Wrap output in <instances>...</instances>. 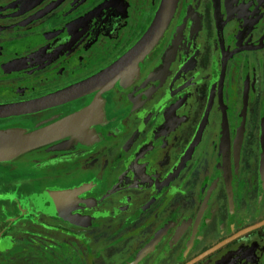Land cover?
I'll return each instance as SVG.
<instances>
[{"label": "flooded vegetation", "instance_id": "1", "mask_svg": "<svg viewBox=\"0 0 264 264\" xmlns=\"http://www.w3.org/2000/svg\"><path fill=\"white\" fill-rule=\"evenodd\" d=\"M163 1L0 0V104L108 68ZM93 103L0 162V264H264V0H172L131 76L0 128Z\"/></svg>", "mask_w": 264, "mask_h": 264}, {"label": "water", "instance_id": "2", "mask_svg": "<svg viewBox=\"0 0 264 264\" xmlns=\"http://www.w3.org/2000/svg\"><path fill=\"white\" fill-rule=\"evenodd\" d=\"M165 12H159L155 25L142 37L136 45L108 68L88 77L87 79L43 97L24 102L0 104V117L28 113L74 98L85 92L109 88L121 78L131 76L140 60L146 55L158 38L163 21L167 18L172 0H164ZM94 104V103H93ZM92 104V105H93ZM96 112L95 104L72 115L52 123L28 129L20 126L0 128V162L9 161L30 150L60 139L86 125ZM56 194H51V200Z\"/></svg>", "mask_w": 264, "mask_h": 264}]
</instances>
